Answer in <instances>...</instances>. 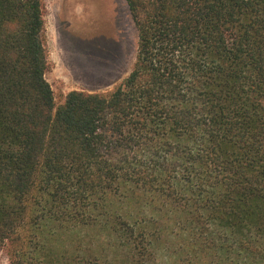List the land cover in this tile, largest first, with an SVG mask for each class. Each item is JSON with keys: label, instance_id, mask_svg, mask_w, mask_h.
I'll use <instances>...</instances> for the list:
<instances>
[{"label": "trees", "instance_id": "obj_1", "mask_svg": "<svg viewBox=\"0 0 264 264\" xmlns=\"http://www.w3.org/2000/svg\"><path fill=\"white\" fill-rule=\"evenodd\" d=\"M127 76L56 104L45 0H0L8 264H264V0H124Z\"/></svg>", "mask_w": 264, "mask_h": 264}, {"label": "rangeland", "instance_id": "obj_2", "mask_svg": "<svg viewBox=\"0 0 264 264\" xmlns=\"http://www.w3.org/2000/svg\"><path fill=\"white\" fill-rule=\"evenodd\" d=\"M49 71L45 79L56 104L71 91L105 93L130 72L136 30L124 0H45ZM150 264H179L178 243L164 238ZM0 264H8L4 252Z\"/></svg>", "mask_w": 264, "mask_h": 264}]
</instances>
